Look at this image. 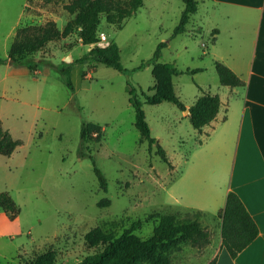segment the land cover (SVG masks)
<instances>
[{
    "label": "rangeland",
    "instance_id": "obj_1",
    "mask_svg": "<svg viewBox=\"0 0 264 264\" xmlns=\"http://www.w3.org/2000/svg\"><path fill=\"white\" fill-rule=\"evenodd\" d=\"M68 1L0 0V129L21 142L11 156L0 154V193L8 192L20 208L12 219L0 207V264H34L38 254L43 257L40 264H79L102 247L93 240V231L119 236L133 222L142 221L135 236L145 240L159 225V215L168 214L179 222L199 220L206 233L165 248L169 263L209 264L218 248V217L209 214L204 219L180 207L176 198L182 191L179 172L186 169L187 158L204 150L201 144L211 130H196L172 102L146 103L142 93H155L154 66L138 69L166 42L159 62L181 72L173 79L175 96L193 104L202 94L200 88L223 94L227 88L220 83L211 45L203 47L206 22L200 13L194 15L187 31L173 36L184 10L182 0H144L122 29L102 15L97 36L105 34L119 46L129 72L104 65L92 69L85 61L89 76L72 80L70 90L61 62L83 58L89 50L78 37L79 28L67 31L75 18L65 9ZM203 1L198 0L201 10ZM51 26L58 38L24 61L11 58L20 29L17 40L23 41ZM29 66H36V71L31 73ZM130 87L142 101L152 137L165 149L168 162L157 154L156 145L142 139ZM87 122L102 126L99 143L82 142ZM91 158L107 178V192L100 187ZM226 181L221 178L215 194L223 193ZM187 190L184 202L196 203L198 190Z\"/></svg>",
    "mask_w": 264,
    "mask_h": 264
},
{
    "label": "trees",
    "instance_id": "obj_2",
    "mask_svg": "<svg viewBox=\"0 0 264 264\" xmlns=\"http://www.w3.org/2000/svg\"><path fill=\"white\" fill-rule=\"evenodd\" d=\"M182 1L184 3V10L180 22L173 32V36L185 33L192 17L198 11L197 0ZM143 6L144 0H70L66 3L65 9L75 16L74 20L69 23L67 31L72 27L79 28L78 37L81 43L90 48L85 57L77 59L75 62H66L65 60L61 62L60 72L66 86L70 90L74 88L71 79V67L75 63L84 64L87 61V65L92 69H95L98 65H104L121 73L127 74L129 72L122 64L119 46L113 41L108 45H100L101 36L98 37L97 32L102 15H106L108 23L115 24L118 29H122L124 23L134 17ZM22 33L23 31L20 29L16 35V39L12 43L11 58L14 60H26L29 54L42 50L47 43L58 38L60 35L51 26L42 30L33 39L23 38V41L17 40ZM167 45L168 43L161 42L157 46L153 57L138 67V69H143L148 65L154 66L155 93L149 96L143 92L145 102L159 104L167 101L176 104L182 111L189 110V119L192 126L196 130L201 131L206 125L215 120L219 114L221 107L220 96L200 88L202 94L188 109L180 98L171 92L173 79L181 73L180 70L174 65L161 64L159 62L163 50ZM47 66L53 67L54 65L49 63ZM214 66L222 86L236 88L245 85V82L224 63L215 61ZM36 68V66H29L28 70L32 73L36 71ZM198 71L200 70H194L193 72ZM87 76L88 74L85 71L83 77L87 78ZM129 93L131 96L130 102L135 109L136 126L141 132L142 139L148 141L151 146L156 145L157 154L162 160L167 161L165 149L157 142L156 138L152 137L150 126L146 121L142 101L133 87H130ZM102 137L103 128L101 125L90 122L83 124L81 131L82 142L99 143ZM20 145L21 142L15 140L9 131L0 129L1 155L11 156ZM81 156L86 157L84 153ZM91 159L100 187L107 192V178L98 167L95 159ZM0 207L12 219L20 214V208L8 192L0 193ZM197 214L201 213L197 212ZM218 216L222 219V246L232 256H236L257 237L258 227L237 194H229L226 205ZM141 226L142 221H135L129 228L124 229L123 233L119 236L106 234L99 229L93 231V240L95 243L101 244L102 247L96 253L87 256L79 264H140L142 262H148L149 264H170L168 257L164 254L165 248L174 245L177 241L195 239L196 237L206 235L199 220L179 222L176 220L174 214L159 215V225L148 239L142 240L135 236V232ZM42 260V255L38 254L34 264H40ZM209 264H215V260Z\"/></svg>",
    "mask_w": 264,
    "mask_h": 264
},
{
    "label": "crops",
    "instance_id": "obj_3",
    "mask_svg": "<svg viewBox=\"0 0 264 264\" xmlns=\"http://www.w3.org/2000/svg\"><path fill=\"white\" fill-rule=\"evenodd\" d=\"M199 13L208 33L203 47L211 45L212 61L224 63L245 85L224 86L227 89L218 94L219 114L202 129L211 130L201 144H205L204 150L187 158L186 169L178 174L182 191L176 201L183 209L200 212L204 219L209 214L218 217L215 264H264V0H204L202 10L198 2L195 15ZM77 59L71 57L70 62ZM84 72L83 64H73L72 80ZM193 104L185 105L189 109ZM183 115L189 117L186 111ZM222 177L227 181L223 193L217 195ZM193 187L200 198L185 203L187 188ZM230 193L238 195L258 227L257 237L236 256L222 246V219L218 216Z\"/></svg>",
    "mask_w": 264,
    "mask_h": 264
},
{
    "label": "built area",
    "instance_id": "obj_4",
    "mask_svg": "<svg viewBox=\"0 0 264 264\" xmlns=\"http://www.w3.org/2000/svg\"><path fill=\"white\" fill-rule=\"evenodd\" d=\"M107 39H106V36L105 35H101V42H100V45H103L104 46V44H103V42L104 41H106Z\"/></svg>",
    "mask_w": 264,
    "mask_h": 264
},
{
    "label": "water",
    "instance_id": "obj_5",
    "mask_svg": "<svg viewBox=\"0 0 264 264\" xmlns=\"http://www.w3.org/2000/svg\"><path fill=\"white\" fill-rule=\"evenodd\" d=\"M65 61H66V62H70V61H71V57H67V58L65 59ZM187 113L190 114V111L187 110Z\"/></svg>",
    "mask_w": 264,
    "mask_h": 264
}]
</instances>
